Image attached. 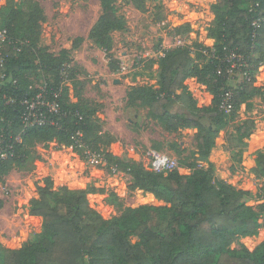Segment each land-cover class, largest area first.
<instances>
[{
  "label": "trees",
  "instance_id": "1",
  "mask_svg": "<svg viewBox=\"0 0 264 264\" xmlns=\"http://www.w3.org/2000/svg\"><path fill=\"white\" fill-rule=\"evenodd\" d=\"M132 2L143 8L142 0ZM114 3L100 0L101 14L89 31V38L105 51L112 49L110 32L125 25ZM209 8L214 18L208 35L214 43L207 49V62L196 63L188 46H178L160 59L157 89L144 85L127 93L128 103L147 107L149 116L167 131L193 130L203 157L240 106L264 95L256 85L264 65V0H216ZM44 18L34 0H8L0 6V30L6 31L0 44V140L12 145L8 156L0 159V181L11 162L23 168L40 143L55 140L70 146L72 136L80 132L90 149L127 176L130 188L150 192L162 204L123 207L112 191L53 188L46 177L28 203L29 213L41 219L37 240L19 248L0 243V264H264V241L253 251L239 242V237L264 228V191L214 182L211 171L192 164L189 174L176 168L158 173L126 155H113L109 147L115 138L101 132L87 98L77 94L76 82L73 97L62 82L71 83L75 76L67 51L55 55L38 46ZM184 27L187 37L188 25ZM80 41L76 38L73 46ZM111 66H116L114 61ZM188 77H195L212 95L209 106L196 104L187 90ZM42 87L47 99L57 101L59 111L55 114L43 106L45 122L26 126L21 101ZM177 104L185 111L174 112ZM253 129L252 119L243 121L227 134L225 150H238L242 161ZM250 171L264 177V152L256 153ZM96 191L118 206L116 215L105 218L90 205L88 194ZM253 200L261 202L249 204Z\"/></svg>",
  "mask_w": 264,
  "mask_h": 264
},
{
  "label": "rangeland",
  "instance_id": "2",
  "mask_svg": "<svg viewBox=\"0 0 264 264\" xmlns=\"http://www.w3.org/2000/svg\"><path fill=\"white\" fill-rule=\"evenodd\" d=\"M8 0H0L3 6ZM17 1V0H16ZM44 12L38 46L59 54L67 51L69 67L75 73L73 82L65 81L73 97L75 83L79 96L87 98L101 126L115 140L109 147L113 155H126L150 170L146 152L153 149L173 158L181 174L192 172L190 164L211 171L214 182L223 181L236 190L260 193L264 191V177L251 171L257 152H264V95L255 96L249 106L242 104L235 117L214 138V148L206 157L200 156L194 131L180 128L167 131L149 116L148 108L130 104L127 93L134 87H159V62L162 54L180 46H188L196 63L207 62V49L214 39L208 35L214 15L210 5L216 0H142L137 8L133 0H115L117 15L125 25L110 32L112 49L105 51L89 38V31L101 14L100 0H34ZM188 35L183 36L185 25ZM178 26H182L178 28ZM178 28V29H176ZM81 38L78 46L74 40ZM195 43L201 45L196 47ZM114 61L115 67L111 66ZM256 85L264 91V65L259 69ZM187 90L198 106H209L212 95L195 77L186 79ZM42 80L37 86H41ZM75 89V90H76ZM78 97L75 95L74 98ZM174 112H184L180 105ZM252 119L254 129L246 139V156L240 159L238 150H225L226 136L233 133L243 121ZM36 154L20 168L15 162L1 176L0 181V243L19 248L37 240L41 219L29 213V200L36 196V186H43L50 178L53 188L67 186L72 189L92 187L112 191L123 207L142 204L161 205L162 201L141 189L130 188L127 176L115 172L103 155L87 157L73 145L65 146L55 140L36 146ZM38 155V157H37ZM90 205L105 218L118 213V206L106 194L97 191L88 194ZM261 200L249 201L258 205ZM135 238L131 237V241ZM264 241V228L249 236L239 237L249 251ZM235 244L231 245L233 248Z\"/></svg>",
  "mask_w": 264,
  "mask_h": 264
},
{
  "label": "built area",
  "instance_id": "3",
  "mask_svg": "<svg viewBox=\"0 0 264 264\" xmlns=\"http://www.w3.org/2000/svg\"><path fill=\"white\" fill-rule=\"evenodd\" d=\"M6 39V31L0 30V44ZM178 45H182V41H177ZM164 56V53L162 54ZM0 59V64H1ZM3 77V75H1ZM65 84V81H62ZM44 88H40V91L36 93V95L32 98H24L21 101L24 109L21 113V118L23 123L27 125H35L42 124L46 120V112L41 109V107H47V111L57 113L59 111L57 107V101L49 100L46 98V93H44ZM73 146L76 149H81V151L87 157H98V152L90 149L83 139L82 133L76 132L73 136ZM12 145L3 143V140H0V159L4 160L8 156V149H11ZM101 155V154H100ZM146 156L148 159V165L150 166V170L158 173H164L166 171L172 170L177 167L176 161L171 158L168 154L155 151L153 149H148L146 152ZM113 171L119 172L116 166L112 167Z\"/></svg>",
  "mask_w": 264,
  "mask_h": 264
}]
</instances>
